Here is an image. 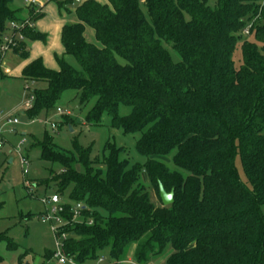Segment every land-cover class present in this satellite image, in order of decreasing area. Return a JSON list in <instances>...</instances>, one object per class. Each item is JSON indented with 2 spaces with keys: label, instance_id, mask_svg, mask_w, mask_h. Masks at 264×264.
<instances>
[{
  "label": "trees",
  "instance_id": "16d2710c",
  "mask_svg": "<svg viewBox=\"0 0 264 264\" xmlns=\"http://www.w3.org/2000/svg\"><path fill=\"white\" fill-rule=\"evenodd\" d=\"M216 1L213 9L206 0H86L77 7L78 22L61 31L64 55L80 68L64 57L57 71L40 59L24 68V80L43 84L30 118L75 90L80 106L96 98L88 124L99 125L108 112L114 126L141 134L143 166L122 160L123 149L110 141L102 160L80 146L75 154L60 151L50 137L32 141L43 160L62 166L52 181L70 202L56 217L66 234L64 255L75 264L99 261L104 251L107 264H117L132 250L138 264L164 257V264H264V0ZM13 2L0 0V36L24 18ZM27 9L33 20L42 16ZM87 26L101 48L87 42ZM23 34L44 37L34 29ZM26 46L14 52L26 59ZM121 104L132 113L120 117ZM166 157L174 170L159 159ZM143 173L159 195L160 184L174 191L172 205L153 204ZM45 258L48 264L53 252Z\"/></svg>",
  "mask_w": 264,
  "mask_h": 264
},
{
  "label": "rangeland",
  "instance_id": "374dc122",
  "mask_svg": "<svg viewBox=\"0 0 264 264\" xmlns=\"http://www.w3.org/2000/svg\"><path fill=\"white\" fill-rule=\"evenodd\" d=\"M42 6L39 8L42 16L33 21L34 30L44 37L37 40H25L28 58H22L13 48L1 54L0 69L6 74L0 76V106L4 115L0 121V140L3 147L0 149V264H45L47 252L60 253L62 240L57 239L54 229L63 226L56 219L53 209L70 202L68 192L59 194L60 203L52 204L50 198L58 194L54 175L60 174L63 169L59 163L45 161L41 157L38 146H32V141H42L50 137L60 151L76 153V146L90 150L93 160H102L105 147L110 141L118 148L123 149L120 156L128 160L131 165L143 166L147 158L138 153L136 143L141 134H127L120 127L113 125L112 116L104 112L100 124H88L87 118L96 105V98L90 99L85 106H80V95L75 90H66L56 102L53 109L43 111L35 118L27 115V105L30 103L29 94L42 87L43 84L33 81L27 82L23 77V70L28 62L40 59L47 69H59L58 58L64 57L66 62L75 69L80 66L72 56L64 55L61 40L62 27L78 22L77 7L86 0H37ZM65 2L60 8L58 2ZM100 4H108V0H96ZM208 6L216 7V0H206ZM72 2V4H71ZM14 9L24 19L28 17V9L24 0H14ZM5 34L0 36V47L6 45ZM87 42L101 48L93 28L87 26L85 30ZM175 62L180 60L177 52L168 48ZM241 51L235 53V61L239 66L242 61ZM34 103L31 104V108ZM63 111V115L58 112ZM132 109L120 105L118 114L126 117ZM66 115L72 119L65 122ZM8 117L16 118L18 124H10ZM55 125V128L52 127ZM27 159V165L22 166V159ZM171 170H174L171 157L159 158ZM239 178L246 184L247 179L241 165L240 158L235 160ZM24 169L26 174H24ZM143 183L147 185L151 201L157 207L162 205L160 195L150 186L146 175L142 174ZM26 181L31 185L29 190ZM43 181H47L43 183ZM44 200H48L45 204ZM80 221V218L77 219ZM61 231V230H60ZM133 250L127 258H133ZM102 263L95 261L87 264H107L110 262L108 251L101 253ZM126 258V259H127ZM165 258L157 259L152 264H164ZM22 260V262H20ZM48 264H59L52 259ZM65 264H74L67 262Z\"/></svg>",
  "mask_w": 264,
  "mask_h": 264
},
{
  "label": "built area",
  "instance_id": "2783aa9c",
  "mask_svg": "<svg viewBox=\"0 0 264 264\" xmlns=\"http://www.w3.org/2000/svg\"><path fill=\"white\" fill-rule=\"evenodd\" d=\"M26 7L29 9H34L35 13H41L39 8L42 7L37 0H24ZM33 19L31 17H26L25 19H21L19 21H11L9 23L8 26V35L6 37V45L3 47H0V53L3 54L5 53L8 49L10 48H17L19 46V43L25 41V36L23 34V31L25 29H34V25H33ZM1 69H0V74H1ZM30 97V103L27 105V109H31V104L34 102L35 98H34V93L29 94ZM58 112L60 114H64L63 111L61 109H58ZM4 115V112L0 106V121L2 119ZM8 121V123L10 124H18V120L16 118H11L8 117L6 119ZM53 128H55V125H52ZM3 147V141L0 140V149H2ZM22 159V166L25 167L27 165V159L26 158H21ZM26 170L24 169V174H26ZM26 184L28 185L29 188H31V185H29V182L26 181ZM30 190V189H29ZM48 202V200H44V203L46 204ZM50 203L52 204H59L60 203V198L57 194L53 195L50 200ZM83 208V204L79 203L73 206V212H74V220L78 219L80 217V211ZM63 208L61 207V205H59L57 208L53 209V213L56 216L58 213L62 212ZM56 219L60 222H62L59 218L56 217ZM64 226V225H63ZM62 226V227H63ZM61 227L54 229L55 234L57 235V239H61L62 240V244H61V252L60 253H54V259L58 260L59 264H65L67 262H71L74 263L73 260L67 258L64 255V249H63V245H64V240L66 239V234H61L60 233ZM104 260L103 259H99L98 262L102 263ZM75 264V263H74ZM117 264H138L137 262L134 261L133 258H127L123 261L118 262Z\"/></svg>",
  "mask_w": 264,
  "mask_h": 264
},
{
  "label": "water",
  "instance_id": "95a60500",
  "mask_svg": "<svg viewBox=\"0 0 264 264\" xmlns=\"http://www.w3.org/2000/svg\"><path fill=\"white\" fill-rule=\"evenodd\" d=\"M160 188V199L163 203L164 206H170L173 204L174 202V191H171L170 193H168L164 186L162 184H160L159 186ZM28 264V263H27Z\"/></svg>",
  "mask_w": 264,
  "mask_h": 264
},
{
  "label": "crops",
  "instance_id": "0c3cea01",
  "mask_svg": "<svg viewBox=\"0 0 264 264\" xmlns=\"http://www.w3.org/2000/svg\"><path fill=\"white\" fill-rule=\"evenodd\" d=\"M24 3H25V2H24ZM25 5H26V4H25ZM23 17H24V16H23ZM62 28H63V27H62ZM61 31H62V30H61ZM33 61H34V60H33ZM30 62H31V61H30ZM30 62H28V63H30ZM27 65H28V64H27ZM25 67H26V66H25ZM8 73H9L8 71L6 72V74H4L3 72H1L0 76L3 77V76H5V75H7ZM22 78H23V77H22ZM27 111H28V110H27Z\"/></svg>",
  "mask_w": 264,
  "mask_h": 264
}]
</instances>
